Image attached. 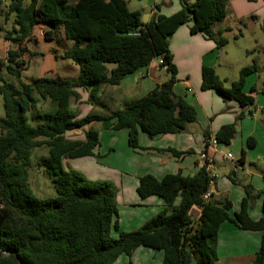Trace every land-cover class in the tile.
I'll list each match as a JSON object with an SVG mask.
<instances>
[{
	"label": "trees",
	"instance_id": "trees-1",
	"mask_svg": "<svg viewBox=\"0 0 264 264\" xmlns=\"http://www.w3.org/2000/svg\"><path fill=\"white\" fill-rule=\"evenodd\" d=\"M229 1L180 0V9L170 16L158 14L159 5H155L156 12L145 23L139 11L128 10L125 0L8 1L6 14L13 15L12 26L6 30L0 24V34L9 44L0 58V264H114L140 247L161 252V264H216L217 234L223 222L243 232H260L252 264H264V192L263 217L252 221L247 214L248 190L232 216L229 202L218 205L202 200L209 191L203 166L193 176L178 173L156 180L146 175L138 180V196H156L165 206L139 229L122 232L113 184L88 180L62 165L63 160L98 158L93 153L99 146L97 130L84 131L83 140L65 136L93 122L101 130H126L132 150L139 148V132L150 138L177 134L195 122V108L172 91L177 69L168 39L180 26L190 24L191 35L203 34L217 47L223 46L226 40L211 27L224 20ZM37 27L45 28L41 31L44 41L58 40L60 35L71 41L63 57L78 67L75 78L55 75L23 82L22 74L34 56L28 43L35 40ZM154 59L160 60L167 80L122 110L78 117L71 107V99L80 101L77 90L86 91L87 102L94 105L103 85L118 86L126 75ZM110 65L114 68L108 72ZM253 71L254 65L243 68L226 89L214 70L203 66L200 88L248 108L253 98L242 92V83ZM44 100L51 108L37 110V102ZM233 135V125H227L214 138L217 144H228ZM37 148L47 150L36 166L52 185L53 196H35L29 184L30 156ZM192 208H198L197 218L191 215Z\"/></svg>",
	"mask_w": 264,
	"mask_h": 264
},
{
	"label": "crops",
	"instance_id": "crops-1",
	"mask_svg": "<svg viewBox=\"0 0 264 264\" xmlns=\"http://www.w3.org/2000/svg\"><path fill=\"white\" fill-rule=\"evenodd\" d=\"M186 1L192 3L194 0ZM147 2L148 6H139L134 10L139 11L142 16H146V22L156 12L153 8L155 5H159L157 13L164 16L174 14L181 7L180 0H148ZM225 10L224 20L211 27L214 34L225 38V34L230 31L231 25L246 26L247 23L252 28L259 25L264 33V19L257 15L259 11L264 10V5H260L258 2L251 4L247 0H230ZM189 26L190 24L180 26L169 37L168 42L173 64L177 69V81L172 91L176 96L195 108V122L188 124L185 130L177 134H165L150 138L139 132V148L137 150H132L128 146L126 130H101L100 124L97 123L96 125L95 130L98 131L99 146L93 151L98 157L94 159L107 157L109 153L115 151L117 144L121 149L120 152L125 156L123 159H117L118 162L114 167H107L101 173L99 171L98 177L95 175L92 179L109 181L116 188L117 220L119 229L122 232L139 229L145 222L162 211L165 206L163 200L156 196H149L145 199L138 196L136 188L139 178L150 175L156 180H160L166 175L178 173L181 176H193L202 167L199 158L202 153H205L213 164L212 169L209 171L214 177L213 186L209 189L210 202L218 205L229 202L231 208L228 213L232 216L239 211L241 201L246 197V191L248 190L250 192L249 196L246 197L248 217L252 221H258L263 217L264 76L263 78H256V83L250 84L253 82V77L248 78L256 72V66L255 71L244 76L242 92L253 98V106L248 108L240 107L233 100L222 99L213 90H201V69L203 66L211 67L220 80L223 79L225 84L228 83L229 88L236 80L235 78H221L219 76L217 67H220V65L216 64L217 62L211 58L215 53L216 44L203 34L191 35ZM42 30H45V28L37 27L34 29L36 43L43 41ZM59 39L64 40L62 35L59 36ZM8 48L9 44L2 40L0 43V58L5 57ZM67 48L63 50L62 54L58 55L54 51L49 52L48 55L50 58L54 55V59L57 56L63 57V53ZM44 58L45 56L42 59ZM249 66V64H246L242 68H237V70L240 69L238 71L240 73L243 68ZM113 68L112 65L107 66L108 72ZM160 70V60L154 59L147 66L140 67L133 73L126 75L118 86L103 85L97 94L98 100L95 105H101L105 114L98 110L94 111V107L87 102L88 95L86 91L77 90L80 95L79 103L81 102L79 107L85 109L83 114L78 108L79 104L76 103L75 105L73 99L70 100V105L76 111L78 117H83L89 112L108 115L115 110H122L126 105L144 97L155 87L166 81L162 79L163 75H160ZM6 78L5 80L13 82V79H10L11 77ZM259 82H261V92L256 90ZM247 86L248 90L245 88ZM224 88L229 89L226 86ZM43 102L49 104V107L51 106L48 100ZM76 108L78 109L76 110ZM95 124L96 122H93L85 128L69 132L65 136L69 140H83L84 131L93 129ZM227 125H233L234 127V135L229 143L210 145L209 140L215 139L214 137L220 128ZM248 141L251 146L247 145ZM104 150H106V153ZM173 151L183 155L175 157L172 154ZM227 154L232 155L233 161L225 159ZM85 159H93V157L74 159L69 162H72V164L76 161L82 163ZM88 162H84L87 164L84 169H87L88 165L93 167L92 163ZM70 166V169L74 168ZM178 201L177 198L174 204L176 205ZM193 209L190 211L191 215ZM196 209L197 218L199 210ZM260 237V232H243L234 224L223 222L217 234V262H220V264H252L259 247ZM140 248L136 250L138 251ZM136 250L133 254H136Z\"/></svg>",
	"mask_w": 264,
	"mask_h": 264
},
{
	"label": "rangeland",
	"instance_id": "rangeland-1",
	"mask_svg": "<svg viewBox=\"0 0 264 264\" xmlns=\"http://www.w3.org/2000/svg\"><path fill=\"white\" fill-rule=\"evenodd\" d=\"M9 0H0V23H2L3 27L6 30H9L12 26L13 21V15H7V5ZM148 0H125L126 6L129 11H134L135 9L139 8V6L147 5L148 6ZM251 4H258L264 5V0H247ZM257 15H260L264 19V10L259 11ZM7 17V20L4 21V18ZM262 19V20H263ZM226 37L224 38L226 40V43L221 46L217 47L215 45V53L211 56L212 60H215L219 64L220 67H217L218 74L221 78H235L237 81L238 71L237 68H242L243 65L249 64L250 66L254 65L256 66V72L252 73V76L250 75L248 79L252 78V81L250 84L256 83V78L264 76V33L259 28V25H257L255 28H252L247 23L246 26L244 25H231L230 31H228L226 34ZM35 36V35H34ZM64 39V38H63ZM3 40L2 34H0V43ZM71 45V41L67 40H52L50 42L48 41H41L36 43V40L30 41L28 43V48L34 52V56L32 57L30 61L29 68L23 72L22 74V80L24 83H29L35 78L40 77H53L55 75H58L62 78L71 79L75 78L78 73L79 69L78 67L73 64L69 59H66L62 56H57V58H50L48 55L49 52H54L62 54L63 50ZM220 55V57H219ZM5 56V55H4ZM45 56L44 59H42ZM219 57V58H218ZM238 72V73H237ZM160 75H163L162 79L167 80V74L164 72V70L161 68L159 71ZM3 75V74H2ZM10 78L6 74L4 75V78ZM6 78V79H7ZM166 78V79H165ZM12 79V78H10ZM8 81V80H7ZM223 85L229 88L228 83L225 84V81L223 79L221 80ZM259 82L256 86L257 92H261L262 87H260ZM249 86V85H248ZM248 86L245 87L246 90H248ZM43 101H38L36 109L45 111L49 107V104H44ZM78 105V108L81 110V114L85 112V109L83 107H79L81 105V102H74V104ZM91 105V104H90ZM94 107V111H99L103 114H105L104 109L101 107V105H91ZM76 108V110L78 109ZM96 114V113H95ZM3 115V108H2V102L0 98V116ZM96 125L93 128L96 129ZM120 147L116 146L115 151L109 153V155L105 158H101L98 160H95L97 158L93 159H85V161H89L88 163H92L93 167H90L88 165L87 169H84V167L87 165L86 163L79 161L76 162H69L70 160H63L62 165L64 170L70 169L69 166L71 165V170H74L81 174L84 178L88 180H92L94 176L96 175L98 177V174H100L103 169L107 167H114L116 162H118L117 159H123L125 158L124 154L120 152ZM106 153V150H104ZM47 156V150L45 148H37L32 150L31 156H30V165L28 166V174H29V184L32 188L33 193L35 196L43 198L48 196L54 195V190L48 179L44 176L43 170L40 168H37L36 163L40 160V158H43ZM70 166V167H71ZM76 168V169H75ZM100 171V173H99ZM96 177V178H97ZM197 209L194 208L192 212V216L196 217L197 215ZM120 230V229H119ZM121 231V230H120ZM137 251V250H136ZM140 251H142L140 253ZM162 261V254L157 251H153L147 248H140L136 254H133L130 258H127L125 256H121L117 259L115 264H128L129 262L131 264H161ZM216 264H220V262H217Z\"/></svg>",
	"mask_w": 264,
	"mask_h": 264
},
{
	"label": "built area",
	"instance_id": "built-area-1",
	"mask_svg": "<svg viewBox=\"0 0 264 264\" xmlns=\"http://www.w3.org/2000/svg\"><path fill=\"white\" fill-rule=\"evenodd\" d=\"M209 143H210V145H212V146L217 145V142H216L215 139H210V140H209ZM199 158H200V160H201V165H202L203 167H205L206 170H207V172H208V176H209V183H208V185H209V189H210V188L213 186V179H214L213 175H212L211 173H209L210 169H212V167H213L212 161L207 157V155H206L205 153L200 154ZM225 159H226V160H232V161H233V157H232L231 154H227V155L225 156ZM210 197H211V196H210V192L207 191V192L202 196V200H204V201H208V200L210 199Z\"/></svg>",
	"mask_w": 264,
	"mask_h": 264
},
{
	"label": "water",
	"instance_id": "water-1",
	"mask_svg": "<svg viewBox=\"0 0 264 264\" xmlns=\"http://www.w3.org/2000/svg\"><path fill=\"white\" fill-rule=\"evenodd\" d=\"M146 18H147L146 16H142V17H141V21H142L143 23H145V22H146Z\"/></svg>",
	"mask_w": 264,
	"mask_h": 264
}]
</instances>
